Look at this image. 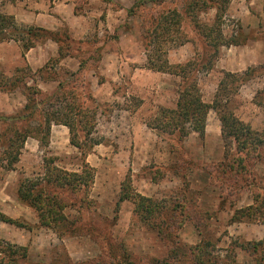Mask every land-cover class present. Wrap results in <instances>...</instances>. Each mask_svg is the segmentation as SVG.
<instances>
[{
  "label": "rangeland",
  "instance_id": "374dc122",
  "mask_svg": "<svg viewBox=\"0 0 264 264\" xmlns=\"http://www.w3.org/2000/svg\"><path fill=\"white\" fill-rule=\"evenodd\" d=\"M121 1L129 7H123L119 0H72L75 17L51 29L60 38L64 34L71 37L62 45L64 50L68 46L72 56L57 64L58 73L63 78V71H77L69 77L70 84L78 92L83 90L81 100L97 107L96 127L85 143L89 149L91 140H100L86 157L95 169L90 206L81 211L73 207L64 210L69 219L77 221L81 235H58L39 226L35 210L17 195L20 179L42 171L44 155L53 156L57 165L68 170H79L81 150L70 143L66 128L54 126L48 145L37 147L27 138L14 168L5 170L0 166V212L28 224L22 227L0 221V239L26 248V258L19 264H117L128 258L135 264H152V258H164L171 246H184L191 254L190 248L198 245L208 246L219 259L228 254L238 263L252 264L259 253L252 254L242 246L264 240V204L258 202L262 208L257 215L235 211L254 204L257 193L264 195V163L247 160V171L241 173L229 167L234 151L224 156L220 123L214 111L207 115L203 139L194 132L181 140L172 134L158 135L145 122L159 106L174 107L181 84L179 76L147 66L162 60L182 63L200 59L206 63L195 78L206 102L213 98L221 71L240 73L260 65L256 75L241 85L228 103L251 128H262V110L253 103L256 90L264 88L261 0H252L250 13L248 0H217L226 2L219 21H215L213 0ZM35 2L18 0L16 5L34 8ZM43 2L39 7L47 11L55 2L61 3ZM257 18L262 26L254 24ZM15 21L20 27L27 26ZM156 23L159 25L154 28ZM202 27H210L211 39L221 33L236 44L221 46L213 53L210 45H205L208 39ZM16 44L0 49V54L6 56L0 61V71L6 75L13 73L16 64L25 66L21 43ZM45 48L46 60L56 56L51 54V45L47 43ZM16 55L18 59H14ZM56 84L53 81L44 85L48 88L45 92H53ZM24 104L20 93L0 92V115L15 114ZM126 175L133 189L144 196L165 204L174 199L185 203L187 216L174 230L173 240L138 221L132 212V199L116 205ZM60 192L67 203L69 198L80 197ZM170 213L166 210L164 214L170 217Z\"/></svg>",
  "mask_w": 264,
  "mask_h": 264
},
{
  "label": "trees",
  "instance_id": "16d2710c",
  "mask_svg": "<svg viewBox=\"0 0 264 264\" xmlns=\"http://www.w3.org/2000/svg\"><path fill=\"white\" fill-rule=\"evenodd\" d=\"M13 1L16 0H0V7L6 2ZM213 1L216 2L215 21H219L226 2ZM158 25L159 23H156L154 28ZM164 27L163 31L166 30V26ZM209 28L202 27V33L208 39L205 45H210L213 53L221 46L236 44L235 41L226 40L221 33L218 38L211 39ZM64 35V38H60L54 30L34 25L20 27L13 15L0 10V42L14 40L21 43L22 55H24V52L31 47L52 40L57 44L58 53L35 70L28 65L16 67L11 76L0 71V92H18L25 98L24 106L17 113L0 115V166L5 170L14 168L19 161V155L27 137L37 139L42 146L48 145L51 126L53 124L66 126L70 134V143L81 150L82 163L79 170H68L57 165L53 156L44 155L42 171L20 179L17 195L19 200L35 210L39 226L49 228L58 235H81V228L77 225V221L69 219L64 210L67 207H73L81 211L90 206L89 193L94 183L95 169L85 160V157L92 145L99 143L100 140H91L89 149L85 147L86 141L90 139L96 127L97 107L89 106L81 100V95H84L83 90L82 93L78 92L76 86L70 84V78L74 77L77 71H63L62 78L56 69L63 58L72 56L68 46L64 50L62 45L71 37L68 34ZM205 63L200 59L182 63H169L162 60L160 63L147 66L153 70L179 76L181 84L177 90L174 107L159 106L156 113L145 124L158 135L172 134L181 140L194 132L203 139L207 115L209 111H214L220 123L224 156L228 157L231 150L234 151L229 167L235 173L246 172L247 160L252 159L254 164L264 163V88L257 89L253 96V103L259 106L263 113L260 130L251 128L248 123L236 116L228 102L230 96L236 94L241 85L256 75L255 72L260 65L249 66L240 73L221 71L222 76L213 98L211 102H206L202 98L195 78ZM211 66L212 64L209 67ZM38 79L55 81L57 84L54 91L51 93L42 91L37 85ZM66 84L69 86L67 87ZM262 181L264 183V177ZM60 191H66L73 196L79 194L80 197L78 200L69 198L67 203L63 200ZM261 196L260 192L257 193L253 198L254 204L236 210L235 213L257 215V211L262 208L259 203L264 204V195ZM126 199H132L134 203L132 212L138 221L145 226L155 228L167 239H174V230L182 226L187 216L185 203L174 199L171 203L165 204L160 200L144 196L133 189L128 175L121 183L116 205L118 206L119 202ZM166 210L171 212L170 217L164 214ZM0 221L22 227L28 225L2 212H0ZM88 227L89 231L93 229L91 225ZM250 244L252 246H242V248L252 254L259 253L258 256H254L252 264H264V240ZM190 252L191 254L184 246H171L164 258H152L150 262L152 264H243L236 262L233 256L230 257L228 254L225 259L213 256L208 246H193ZM26 255L24 246L0 239V264H19ZM106 264H116V262L108 261ZM117 264L135 263L128 258V260L120 259Z\"/></svg>",
  "mask_w": 264,
  "mask_h": 264
},
{
  "label": "crops",
  "instance_id": "0c3cea01",
  "mask_svg": "<svg viewBox=\"0 0 264 264\" xmlns=\"http://www.w3.org/2000/svg\"><path fill=\"white\" fill-rule=\"evenodd\" d=\"M17 1L18 0H16L15 3L6 2L0 8V10L3 13L13 15L15 20H17V21H19V22H21V23H23L25 25H34V26H39V27L46 28V29H53L54 27H56L57 25L62 23L63 20H64V22L66 21L67 23H69L71 18L73 16L75 17V15H76L74 13V4H73L72 0H57V1H60L61 3L57 4L55 2L54 3L55 6L50 7V11L51 12L47 11L44 7H39L40 3L44 5V2H43L44 0H35L36 2L34 4V8L32 6H29L27 9H23V8L17 6L16 5ZM253 1L252 0H248V2H247V10H248L249 13L251 12V10L254 7L253 6L254 5ZM53 2H54V0H53ZM119 2H120V4L123 7H127V8L129 7V4L123 3V1H121V0H119ZM64 6H65V8H63ZM3 7L5 9H2ZM261 15H262V19H264V0H261ZM262 23L263 22H260V20H258V18L254 22L255 25H260V26L263 25ZM12 43L14 45H17L16 44L17 42L14 41V40H9L7 42L2 41V42H0V49L3 48L6 45H10ZM47 43L49 45H51V47H53V48H51V54H56V56H57V54H58L57 53V44L54 41H52V40H47L44 43H42V44L39 43V44L35 45L34 47H31L30 49H28L27 51L24 52L23 61H24L25 65H28L32 70H35L36 68L42 66L47 61L46 60V55L48 54V52H47V50L45 48ZM5 58H6L5 55L0 54V61L5 60ZM16 58L18 59L17 55L15 56L14 59H16ZM253 62H254V60H253ZM18 66L19 65L16 64L15 68L18 67ZM11 75H12V73L8 74L7 76H11ZM52 82L51 81H41V80L38 79L37 80V85L42 91H48V88L44 87V85L47 86V85L51 84ZM10 93H13V92H10ZM24 103H25V98H24ZM54 126L64 127L69 132V130H68V128L66 126L61 125V124H53L51 126L50 133L52 132V129H53ZM205 134H206V130H205ZM27 138H30L31 140H33L36 143L35 146H37V147L39 146V142H38L37 139H35L33 137H27ZM26 141H27V139H26ZM26 141H25V143H26ZM86 157H87V155H86ZM86 157H85V160L88 162Z\"/></svg>",
  "mask_w": 264,
  "mask_h": 264
}]
</instances>
